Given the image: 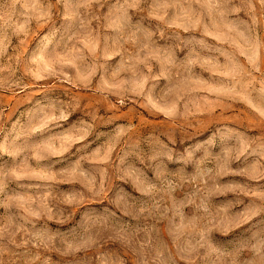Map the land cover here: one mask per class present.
Masks as SVG:
<instances>
[{
  "label": "rangeland",
  "instance_id": "rangeland-1",
  "mask_svg": "<svg viewBox=\"0 0 264 264\" xmlns=\"http://www.w3.org/2000/svg\"><path fill=\"white\" fill-rule=\"evenodd\" d=\"M0 264H264V0H0Z\"/></svg>",
  "mask_w": 264,
  "mask_h": 264
}]
</instances>
